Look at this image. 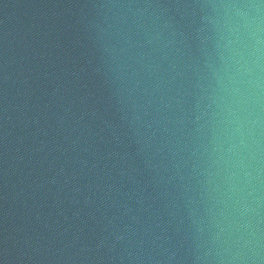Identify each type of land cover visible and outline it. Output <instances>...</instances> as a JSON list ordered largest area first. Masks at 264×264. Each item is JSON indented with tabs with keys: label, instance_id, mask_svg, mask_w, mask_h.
I'll use <instances>...</instances> for the list:
<instances>
[{
	"label": "water",
	"instance_id": "water-1",
	"mask_svg": "<svg viewBox=\"0 0 264 264\" xmlns=\"http://www.w3.org/2000/svg\"><path fill=\"white\" fill-rule=\"evenodd\" d=\"M0 264H264V0H0Z\"/></svg>",
	"mask_w": 264,
	"mask_h": 264
}]
</instances>
